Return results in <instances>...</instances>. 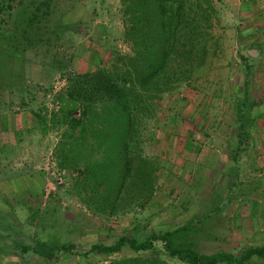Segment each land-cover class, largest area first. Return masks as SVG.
<instances>
[{"label": "rangeland", "instance_id": "obj_1", "mask_svg": "<svg viewBox=\"0 0 264 264\" xmlns=\"http://www.w3.org/2000/svg\"><path fill=\"white\" fill-rule=\"evenodd\" d=\"M20 2L0 0V264H111L136 253L129 247L111 257L85 252L93 243L111 244L132 233L138 224L144 239L152 232L173 230L191 220L197 221L192 236L200 253L239 256L248 247L263 246L264 196L257 192L238 202L233 201L237 198H200L196 169L206 161L222 164L226 157L234 163L229 145L235 130L232 97L245 81L241 54L252 58V95L264 104V57L260 53L253 57L246 48L241 54L239 50V32L248 25L240 1L215 0V54L195 70L190 82L154 102L142 144L144 154L159 166L153 197L146 207H134L117 217L94 215L81 199L85 195L76 184V174L58 167L54 151L62 130L51 118L61 109L50 114L43 95L63 77L69 84L70 77L77 75V58L93 57L95 34L102 26L110 28L111 41L104 45L112 53L97 67L129 53L120 0H53L51 15L42 23L50 26L48 35L40 32L28 43L19 33L8 43V27L14 24ZM251 2L252 16L248 14V18L262 21L261 8ZM67 87L58 93L61 108L60 97ZM260 119H264V111ZM259 156L261 153L255 158L258 163L264 160ZM241 159L242 153L239 165ZM262 171L264 167L258 166L250 175L255 187L264 184L259 176ZM243 180H247L245 174L241 185ZM224 215L237 220L230 222ZM231 223L235 225L233 233L229 231ZM37 241L50 246L73 243L76 249L58 252L49 261L34 251H24L23 246H35ZM142 255L184 264L169 257L160 241L153 251ZM248 264H264V259L254 257Z\"/></svg>", "mask_w": 264, "mask_h": 264}, {"label": "trees", "instance_id": "obj_2", "mask_svg": "<svg viewBox=\"0 0 264 264\" xmlns=\"http://www.w3.org/2000/svg\"><path fill=\"white\" fill-rule=\"evenodd\" d=\"M53 0H21L14 24L8 27L7 42L20 33L31 43L38 33L51 32L43 19L51 15ZM13 3V2H12ZM124 41L129 53L119 54L95 71L73 75L60 99L61 110L51 118L62 130L54 151L58 167L76 174V184L87 208L103 217H117L134 207H146L156 184L157 161L144 154L147 120L154 102L163 94L192 80L196 69L215 54V0H120ZM10 8L13 9L11 5ZM264 16V11L261 12ZM240 54L256 49L264 57V25L248 24L239 32ZM245 81L232 97L234 137L229 144L231 161L239 163L250 145L251 132L263 115L264 105L252 95L250 82L254 66L250 56L241 54ZM102 194L104 198H96ZM197 221L163 233L140 238L141 225L111 244L93 243L85 252L111 257L129 247L136 256L116 259L111 264H170L167 260L142 254L153 251L156 242L166 254L184 264H248L264 259V245L251 246L239 256L228 252L200 253L192 233ZM52 261L58 252H73V243L50 246L37 241L23 246Z\"/></svg>", "mask_w": 264, "mask_h": 264}, {"label": "crops", "instance_id": "obj_3", "mask_svg": "<svg viewBox=\"0 0 264 264\" xmlns=\"http://www.w3.org/2000/svg\"><path fill=\"white\" fill-rule=\"evenodd\" d=\"M239 1H240L238 2L239 9L241 13H246L247 16H244L243 14L242 15L247 18L248 24L253 22L258 25H264V19L258 22L259 20L258 18H254V17L248 18V14L252 16V12L250 11L251 10L250 4H252L251 0H242V1L239 0ZM253 1L257 2L256 4L257 9L261 8L260 11H264V3H262L260 0H253ZM109 29H110L109 26L106 28L102 26L100 27V29H97L94 40L98 42L99 45H96V42H94V46L92 48L94 50L93 57L89 56L86 57L87 59L86 58L76 59L75 67L77 74H85L88 72L95 71L98 68L97 65L100 63L101 59L106 60L107 58L111 57L112 49L110 50L109 46H107V44L111 41V38L109 36L110 35ZM105 42H107L106 46L104 45ZM258 122H259L257 123L258 127H255V129L251 132L250 145L242 153V159L240 160V165L238 164L239 166H237L232 162H229L227 157L225 158V162H222V164H211L210 162L206 161L202 165H197L196 169L198 170L197 177L199 183L200 198H237V200L233 199V201L238 202L239 200L241 201L243 198L246 201V198H251V196H253L257 192H259L262 196H264V186H263L264 184H262V186L255 187L253 185V180L250 179V175H252V172H254V170L258 166L264 167L263 166L264 160L258 163L255 159L256 155H258L259 153H261V156H259L258 159H264V127L261 128L262 123H264V119H260ZM231 135H232L231 137H234L233 132L231 133ZM205 160L206 158L203 161ZM194 167H196V164H194ZM238 167H240L239 170ZM232 171H234V173L231 174ZM263 172L264 171H262V174L259 175L260 177H263V179L260 180L262 182L264 181ZM202 174H204V176ZM244 174L246 175L247 180L246 181L243 180L244 184L241 185L240 183H243L242 176ZM192 182L193 180L190 181V183ZM190 183L189 185H191ZM240 187L243 188H241L242 190L238 192L237 189H239ZM222 190H224V194H222ZM229 192H231L232 194L230 195ZM247 206L250 205L248 204ZM229 207L230 205H228V208ZM246 218H248L247 215ZM224 219L229 220L230 222L232 220H233L232 222H235L237 220L236 217L229 219L227 215H224ZM234 226L235 225L234 224L232 225V223L229 225L230 233H233V231L235 232ZM247 229L249 228L247 227ZM244 235H247V233H244Z\"/></svg>", "mask_w": 264, "mask_h": 264}, {"label": "built area", "instance_id": "obj_4", "mask_svg": "<svg viewBox=\"0 0 264 264\" xmlns=\"http://www.w3.org/2000/svg\"><path fill=\"white\" fill-rule=\"evenodd\" d=\"M70 77V76H69ZM68 86V78L63 77L61 80L57 81L54 85V88L50 91H48L46 94H44V100H45V107L47 111L51 114L52 112H58V110L61 109V102L58 99V93L60 90L64 87ZM61 182V179H60Z\"/></svg>", "mask_w": 264, "mask_h": 264}, {"label": "water", "instance_id": "obj_5", "mask_svg": "<svg viewBox=\"0 0 264 264\" xmlns=\"http://www.w3.org/2000/svg\"><path fill=\"white\" fill-rule=\"evenodd\" d=\"M249 55L256 57L259 55V52L256 49L249 50Z\"/></svg>", "mask_w": 264, "mask_h": 264}]
</instances>
